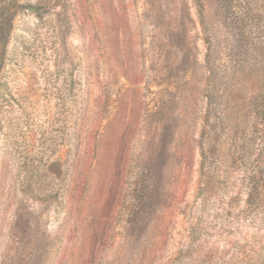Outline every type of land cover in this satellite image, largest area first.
<instances>
[{
  "label": "rangeland",
  "instance_id": "374dc122",
  "mask_svg": "<svg viewBox=\"0 0 264 264\" xmlns=\"http://www.w3.org/2000/svg\"><path fill=\"white\" fill-rule=\"evenodd\" d=\"M0 264H264V0H0Z\"/></svg>",
  "mask_w": 264,
  "mask_h": 264
}]
</instances>
